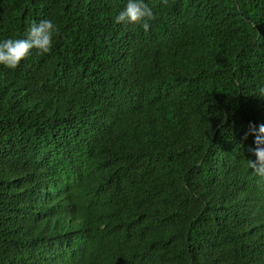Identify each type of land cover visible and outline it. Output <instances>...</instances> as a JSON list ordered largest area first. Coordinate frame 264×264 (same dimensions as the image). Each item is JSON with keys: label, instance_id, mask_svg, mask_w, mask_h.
Here are the masks:
<instances>
[{"label": "trees", "instance_id": "1", "mask_svg": "<svg viewBox=\"0 0 264 264\" xmlns=\"http://www.w3.org/2000/svg\"><path fill=\"white\" fill-rule=\"evenodd\" d=\"M0 0V264H264V0Z\"/></svg>", "mask_w": 264, "mask_h": 264}, {"label": "clouds", "instance_id": "2", "mask_svg": "<svg viewBox=\"0 0 264 264\" xmlns=\"http://www.w3.org/2000/svg\"><path fill=\"white\" fill-rule=\"evenodd\" d=\"M167 3V0H163ZM152 9L144 0H128L125 8L116 16L117 24L141 25L145 32L151 27V21L155 19ZM58 32V27L51 20H41L39 23L33 22L27 30L24 39H7L0 42V65L8 69H15L21 61L27 59L33 49L37 54H49L53 48V37ZM253 136L254 148L249 151L256 158L255 161L248 160L249 167L255 175L264 177V124L258 129L254 124H249L248 130L242 139L247 140Z\"/></svg>", "mask_w": 264, "mask_h": 264}]
</instances>
